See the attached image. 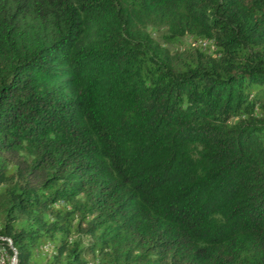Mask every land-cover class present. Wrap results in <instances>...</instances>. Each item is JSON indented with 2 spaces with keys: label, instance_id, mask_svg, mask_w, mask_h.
<instances>
[{
  "label": "trees",
  "instance_id": "trees-1",
  "mask_svg": "<svg viewBox=\"0 0 264 264\" xmlns=\"http://www.w3.org/2000/svg\"><path fill=\"white\" fill-rule=\"evenodd\" d=\"M0 246L264 264V0H0Z\"/></svg>",
  "mask_w": 264,
  "mask_h": 264
},
{
  "label": "rangeland",
  "instance_id": "rangeland-1",
  "mask_svg": "<svg viewBox=\"0 0 264 264\" xmlns=\"http://www.w3.org/2000/svg\"><path fill=\"white\" fill-rule=\"evenodd\" d=\"M149 31L151 32V34L155 38L164 42L162 39H160V33H161L160 29L150 27ZM164 43L166 44L167 47H169L170 49H173V50H176V49L178 50V48L179 49L185 48L188 45L191 46L192 44L194 45V41H192V39L189 36L182 38V40L179 43H177L176 45H174L170 42H164ZM7 261L10 262L11 264H15L14 256L10 255L3 246H0V264H6ZM92 262H93V264H98L97 260H93Z\"/></svg>",
  "mask_w": 264,
  "mask_h": 264
},
{
  "label": "built area",
  "instance_id": "built-area-1",
  "mask_svg": "<svg viewBox=\"0 0 264 264\" xmlns=\"http://www.w3.org/2000/svg\"><path fill=\"white\" fill-rule=\"evenodd\" d=\"M194 44H196V42L194 41Z\"/></svg>",
  "mask_w": 264,
  "mask_h": 264
},
{
  "label": "water",
  "instance_id": "water-1",
  "mask_svg": "<svg viewBox=\"0 0 264 264\" xmlns=\"http://www.w3.org/2000/svg\"><path fill=\"white\" fill-rule=\"evenodd\" d=\"M14 259H15V257H14Z\"/></svg>",
  "mask_w": 264,
  "mask_h": 264
}]
</instances>
